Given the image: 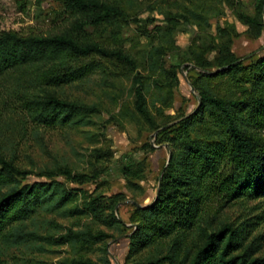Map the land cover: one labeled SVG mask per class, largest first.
<instances>
[{
  "label": "trees",
  "instance_id": "trees-1",
  "mask_svg": "<svg viewBox=\"0 0 264 264\" xmlns=\"http://www.w3.org/2000/svg\"><path fill=\"white\" fill-rule=\"evenodd\" d=\"M59 1L74 15L64 29L48 35L0 33V77L10 75L9 90L17 92L18 110L45 127L89 118L96 107L62 96L61 89L96 70L105 71L106 63L100 64L98 57L125 67L135 114L157 131V141L170 156L161 169L155 199L131 204L128 228L116 214L122 193L104 197L83 191L80 198L76 187H67L56 176L63 174L80 184L91 180L67 168L43 169L38 173L46 177L43 181H21L30 171L16 164L15 152L14 157L0 152V245L5 250L24 245L37 252L47 251V245H70L74 256L55 264H111L104 252L97 260L86 254L93 244L112 237L109 233L87 224L41 233L35 224L43 211L90 217L125 233L130 229L126 264H264V231L256 232L264 222V207L258 205L264 201V53L237 56L231 49L230 27L217 26L214 41L207 34L209 20L217 14L215 3L223 2L245 25L244 33L258 38L264 29V0H254L252 13L243 9L241 0H202L204 4L177 16L166 13V26L154 27L161 43L148 41L139 58L122 45L109 46L98 39L106 31L114 37L127 21L128 12L119 2ZM182 21L195 24L200 36L185 50L172 40ZM89 26L93 32L86 30ZM143 31L140 34L148 37ZM212 50L215 55L209 60L206 54ZM165 54H170L168 66ZM183 64H192L189 78L200 102L168 123L171 115L162 107L170 106ZM151 88L162 104L156 113L148 107ZM126 168L124 173L131 174ZM233 206L241 208L240 213L225 215ZM0 264L9 263L0 259ZM33 264L47 263L36 259Z\"/></svg>",
  "mask_w": 264,
  "mask_h": 264
},
{
  "label": "rangeland",
  "instance_id": "rangeland-1",
  "mask_svg": "<svg viewBox=\"0 0 264 264\" xmlns=\"http://www.w3.org/2000/svg\"><path fill=\"white\" fill-rule=\"evenodd\" d=\"M114 1L119 2L128 12L127 21L122 23L120 31L114 37L106 31L98 39H102L109 46L122 45L137 58L145 54L144 49L148 41L154 44L161 43L162 37L159 36L161 33L159 34L154 27L166 26V13L177 16L187 8L205 3L202 0ZM241 1L243 9L252 13L254 0ZM215 5L218 9L217 16L213 15L210 18V27L207 29L211 40L214 41L217 26L224 29L230 27L231 49L237 56L245 59L264 53V29L258 38H249L244 33L245 25L237 20L230 8L223 2ZM73 18L74 15L66 10L59 0H0V33L15 31L21 35L53 34L67 27ZM181 20L182 18H179V21ZM140 29H145L143 32L149 36L140 34ZM86 30L94 31L90 26ZM172 40L173 45L181 50L190 46L193 40L195 43L199 42L200 36L196 25L192 22H179ZM214 55V50L208 51L206 58L212 60ZM95 60L100 64L106 63V67L103 68L105 71L96 70L82 81L63 86L61 95L94 105L97 111L85 120L81 119L63 126L45 127L35 124L18 110L17 92L14 91L13 95L9 90L13 85L10 75L0 77V152L6 157H14L15 152L16 164L30 171L25 180L21 181H43L46 177L38 175L43 169L57 171L59 168H67L71 174L84 173L91 180L80 184L63 174L56 176L68 185L67 187H76L77 190L74 191H78L80 198L83 191L92 196L101 194L104 197L122 193L124 200L116 205V214L126 222L128 228H131V223L128 222L131 204L136 202L144 205L155 199L161 169L170 154L167 147L157 141L155 136L157 131H153L146 121L135 114L130 80L125 67L113 65L112 62L98 57H95ZM163 61L168 66L170 54H165ZM184 65L180 66L177 86L172 87L170 106L162 107L165 114L171 115L168 123L174 122L182 112H191L199 98L189 78L191 72L189 68L192 64H188V68ZM196 71L200 69L196 68ZM140 72L146 74L142 69ZM212 83L219 85L216 80ZM153 91L154 88H151L147 100L148 107L156 113L162 104L157 101L158 95L151 94ZM126 167L131 174L124 173ZM247 204L252 206L254 203ZM258 205L261 209L264 207V201ZM240 209L233 206L225 211V215L236 216ZM262 212L264 213V210L260 213ZM36 218L38 224L35 225L39 227L38 231L46 234L57 233V229L63 232L66 227L75 229L86 224L92 228L102 229L112 237L107 238L104 244H93L86 254L97 260L104 256L102 253L104 252L111 264H126L125 256L128 250L126 236L129 235L130 229L126 233L121 232L114 226L92 221L86 216L64 217L57 213L42 211ZM55 223L63 228H59ZM262 231L264 222L256 232ZM47 247V251L37 252V249L24 245L9 250L0 245V259L9 264H33L36 259L46 261L47 264H55L58 259L69 258L76 253L70 245H47L45 248ZM260 253H264V245Z\"/></svg>",
  "mask_w": 264,
  "mask_h": 264
},
{
  "label": "water",
  "instance_id": "water-1",
  "mask_svg": "<svg viewBox=\"0 0 264 264\" xmlns=\"http://www.w3.org/2000/svg\"><path fill=\"white\" fill-rule=\"evenodd\" d=\"M192 87V86H191ZM193 89V87H192ZM200 102V99L198 98V103ZM160 182V181H159ZM159 182H158V186H159ZM136 205H139L138 203L134 202Z\"/></svg>",
  "mask_w": 264,
  "mask_h": 264
}]
</instances>
